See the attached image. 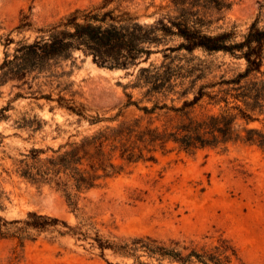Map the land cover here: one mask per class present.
I'll use <instances>...</instances> for the list:
<instances>
[{"label": "rangeland", "instance_id": "374dc122", "mask_svg": "<svg viewBox=\"0 0 264 264\" xmlns=\"http://www.w3.org/2000/svg\"><path fill=\"white\" fill-rule=\"evenodd\" d=\"M167 1L129 0L121 8L141 23H152L159 16L154 13ZM227 1L231 8L224 20L213 26L214 31L235 27L238 35H243L255 20L259 27L264 26V0ZM101 2L0 0V63L6 53H12L16 42H31L41 30L59 24L74 11L91 9ZM115 6L112 3L108 8ZM22 24L27 27L18 29ZM7 40L13 43L7 45ZM212 59L220 66L216 76H231L244 68L242 60L228 56L218 54ZM161 60L156 54L136 68L110 70L75 52L73 59L57 69L53 84L41 87L53 101L31 97L40 81L31 90L12 82L0 86V218L20 222L10 227V233L16 232L17 237V229L25 227L23 222L32 213L66 224L42 232L28 229L22 240L0 237V264H139L111 250L101 252L96 239L120 242L145 237L165 246L177 243L179 250L188 246L199 250L225 240L235 251L232 264H264V152L256 146L234 144L225 150L191 154L168 145L165 152L155 153L154 162L133 164L123 174L82 194L74 208L55 186L32 185L15 173L17 161L31 149L47 151L42 157L49 156V149L143 116L134 106L123 107L127 95L133 101L141 99L140 91L131 87L137 70ZM58 95L82 106L86 116L101 122L90 125L88 119H79L59 107ZM140 106L151 107L152 103L143 101ZM119 111L121 117L113 121ZM215 111L203 106L196 108L195 114ZM139 260L171 264L144 256Z\"/></svg>", "mask_w": 264, "mask_h": 264}, {"label": "trees", "instance_id": "16d2710c", "mask_svg": "<svg viewBox=\"0 0 264 264\" xmlns=\"http://www.w3.org/2000/svg\"><path fill=\"white\" fill-rule=\"evenodd\" d=\"M128 1L102 0L97 7L76 10L59 24L41 30L33 41L16 42L0 63V86L12 82L31 90L40 81L31 97L53 101L41 87L53 84L57 69L73 59L75 52L90 56L99 68L124 71L148 62L152 55H161L159 63L137 70L131 87L140 91L141 99L133 101L127 95L123 107L134 106L143 116L49 149V156L42 157L47 151L31 149L17 161L15 173L20 178L32 185L55 186L73 208L82 194L123 174L133 164L154 162L155 153L165 152L168 145L191 154L225 150L234 144L256 146L264 152V26L259 27L255 20L243 35L235 27L214 31L213 26L231 8L227 0H168L154 13L159 16L152 23H141L121 8ZM112 3L116 6L109 9ZM25 27L22 24L18 29ZM218 54L242 60L244 68L231 76H216L220 66L212 58ZM143 101L152 106H140ZM56 102L79 119H88L90 125L101 122L61 95ZM203 106L216 111L195 114ZM119 117L121 111L112 120ZM161 118L166 120L156 125ZM18 223L0 218V237L22 240L28 229L42 232L59 223L66 227L57 219L32 213L23 222L25 227L17 229V237L10 227ZM96 242L101 252L111 250L139 264H148L139 260L143 256L171 264H232L235 257L225 240L199 250L190 246L179 250L177 243L165 246L150 237L120 242L97 238Z\"/></svg>", "mask_w": 264, "mask_h": 264}]
</instances>
